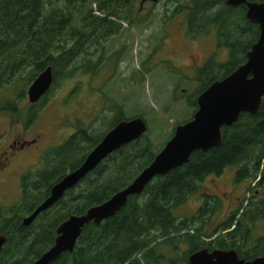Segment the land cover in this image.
I'll list each match as a JSON object with an SVG mask.
<instances>
[{
    "label": "trees",
    "instance_id": "1",
    "mask_svg": "<svg viewBox=\"0 0 264 264\" xmlns=\"http://www.w3.org/2000/svg\"><path fill=\"white\" fill-rule=\"evenodd\" d=\"M139 3L140 0H0V93L8 88L14 91L21 81L26 82L17 101L0 100V112L16 114L26 86L51 67L54 77L51 90L31 106L33 112H38L39 105L47 101L59 80L72 79L85 71L100 46L104 49V43L121 34L123 23L136 27L148 22L149 15H143ZM166 4L164 15L185 17L189 38L214 30L218 46L229 52L226 62L208 60L197 70L195 79L201 83L200 87L187 97V104L195 114L198 96L246 63L247 54L259 39L260 28L247 20L244 5L233 8L227 5V0H166ZM104 52L101 51V58ZM100 60L95 68L102 67ZM144 72L150 74L151 69L144 68ZM119 113V119L108 131L135 117L146 121L144 113L132 118H127L121 108ZM188 121L177 124L174 132ZM108 131L99 136L94 127L77 125L64 143L42 153L40 169L21 177L20 200L13 205H0V235L7 236L0 251V264H33L54 245L61 224L103 204L129 186L166 144L157 148L148 126L145 135L111 154L53 207L25 226L23 220L50 196L56 183L83 164ZM229 167L236 169L235 183L250 181L257 185L259 194L249 188L252 195L223 222L214 247L234 249L246 261L264 257L260 226L264 221L263 99L255 115L243 113L233 126L222 128L220 146L207 152L195 151L187 164L156 177L141 195L130 197L114 217L100 225L87 224L74 251L63 254L53 264H176L175 257L167 258L166 254L176 251L179 243L194 251L206 247L200 234L196 241L190 233L180 232L196 228L197 221L206 223L218 209V203L203 192L205 203L194 217L179 218L176 210L191 195L200 192L201 183L208 176H220ZM180 262L184 264L186 257Z\"/></svg>",
    "mask_w": 264,
    "mask_h": 264
},
{
    "label": "rangeland",
    "instance_id": "2",
    "mask_svg": "<svg viewBox=\"0 0 264 264\" xmlns=\"http://www.w3.org/2000/svg\"><path fill=\"white\" fill-rule=\"evenodd\" d=\"M93 6L96 8V4ZM166 7V0L145 4L142 13L149 15L148 22L136 27L123 23L121 34L104 43V49L100 46L85 71L72 79L59 80L47 101L39 105L38 112L32 111L27 96L29 84L24 97L17 103L16 114L0 112V152L21 133L26 138L31 133H44L35 147H27L26 156L14 162L13 174L0 175V205L9 206L20 200L21 177L28 171L40 169L42 151L64 143L79 124L94 127L100 136L119 119V108L127 118L144 113L149 135L157 148H161L177 124L192 118L194 110L187 104V97L192 96L201 84L195 79L197 66H202L207 60L224 63L229 59V52L218 46L214 30L189 38L185 17L164 15ZM163 36L165 38L161 39ZM92 51L95 52L94 48ZM191 56L195 57L196 63H192ZM99 60L102 67L95 68ZM144 68L151 69V73H145ZM95 69L97 71L93 72ZM21 82L14 91L11 88L2 91L0 100L17 101L16 97L26 85V82ZM27 124L31 125V131L23 133ZM235 170L229 167L220 176H208L201 183L200 192L191 195L176 210V216L194 217L203 200L201 193L217 195L219 201H223H220L219 209L206 223L196 224L197 228H203L200 234L214 233L216 226L226 220L235 198L246 199L258 190L257 185L250 181L235 183ZM231 197L232 202L229 201ZM260 226L261 234H264V221ZM188 249V245L179 243L178 250L166 254L167 258L183 257Z\"/></svg>",
    "mask_w": 264,
    "mask_h": 264
},
{
    "label": "water",
    "instance_id": "3",
    "mask_svg": "<svg viewBox=\"0 0 264 264\" xmlns=\"http://www.w3.org/2000/svg\"><path fill=\"white\" fill-rule=\"evenodd\" d=\"M158 1L141 0L140 5L143 8L146 3ZM227 5L233 8L244 5L247 8V20L260 28L259 39L247 54L246 63L229 76L211 84L198 96V110L193 118L176 128L173 137L153 162L129 186L103 204L90 208L81 216H71L61 224L54 245L33 264H53L63 254L72 253L87 224L100 225L114 217L127 205L130 197L141 195L153 179L187 164L195 151L207 152L220 146L223 127L233 126L243 113L255 115L259 111L264 99V2L227 0ZM53 83L52 68L47 67L27 91L30 104L39 103L49 93ZM147 131L148 124L141 117L119 122L106 133L78 169L68 173L51 188L50 196L23 220V224H32L42 212L53 207L68 190L75 188L106 158L141 138ZM6 242L7 236L0 235V251ZM190 264H264V257L246 261L240 259L234 249L213 252L201 250L191 255Z\"/></svg>",
    "mask_w": 264,
    "mask_h": 264
},
{
    "label": "flooded vegetation",
    "instance_id": "4",
    "mask_svg": "<svg viewBox=\"0 0 264 264\" xmlns=\"http://www.w3.org/2000/svg\"><path fill=\"white\" fill-rule=\"evenodd\" d=\"M191 61H192V63H196L195 57L191 56ZM205 63L202 66H197V68L198 69L202 68L205 65ZM25 130L26 131L28 130L27 132L31 131V125L24 126L22 132L25 133ZM43 135H44V133H31L30 136H29V138H26L21 133L20 136H15L7 145H5V147L0 152V175H3V174H9V175L10 174H13L12 167H13L14 162L16 160L21 159L24 156H26L27 155V152L29 151V149H27V147L28 146L35 147L36 146L35 144H37L41 140V137ZM42 152H44V150ZM41 155L42 154H40V156ZM255 193H256V195H258L259 194V191L257 190V191H255ZM207 194L210 197H213V198L216 199V202L218 203L217 204V207L219 209L220 201H222V200L219 201L220 198L218 199V196L217 195H212V194H209V193H207ZM243 200H244L243 197L235 198V203L233 205L232 210H230L227 213V218L230 217L231 215H233L234 212L238 210V208L241 206ZM229 201L232 202V197L229 199ZM204 203H205V200H202L201 204L198 207V211L204 205ZM222 203H223V201H222ZM201 223H203L201 220L196 222L197 226L198 225L201 226ZM196 224L194 225V227L197 228ZM222 225H223V222L219 223L218 226H216V228L214 230V233L209 234V235L208 234H200V233H203V228H197L198 230L196 228H192V229L189 230V232H187L186 230L183 231V232H180V234L190 233V236L191 237L194 236V239L196 241H197V238H198L197 235L200 234V238L202 239V241L204 242V245L206 247H202V248L196 249L194 251L188 245L189 246V249L187 250L188 252H186L183 257H181L180 255L176 256L175 257V259H176V262L175 263L176 264H180L181 263L180 260L182 258L185 259V257H186V262H184V264H190V257H191V255H193L194 253H196L198 251H201V250H208L209 252H213L215 250H223V249H220L219 247H214L215 246V242L217 240H219L220 235L222 233L221 230H220L221 227H222ZM187 238L188 237H185V239H187ZM178 248H179V244L176 246V249L175 250L177 251Z\"/></svg>",
    "mask_w": 264,
    "mask_h": 264
}]
</instances>
